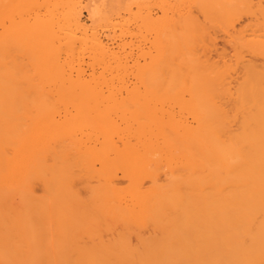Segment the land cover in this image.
Listing matches in <instances>:
<instances>
[{"label":"bare ground","instance_id":"6f19581e","mask_svg":"<svg viewBox=\"0 0 264 264\" xmlns=\"http://www.w3.org/2000/svg\"><path fill=\"white\" fill-rule=\"evenodd\" d=\"M0 264H264V0H0Z\"/></svg>","mask_w":264,"mask_h":264},{"label":"rangeland","instance_id":"374dc122","mask_svg":"<svg viewBox=\"0 0 264 264\" xmlns=\"http://www.w3.org/2000/svg\"><path fill=\"white\" fill-rule=\"evenodd\" d=\"M84 16L86 17V12H84Z\"/></svg>","mask_w":264,"mask_h":264}]
</instances>
